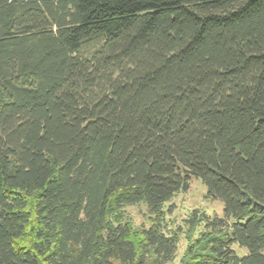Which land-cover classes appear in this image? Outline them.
<instances>
[{
  "label": "trees",
  "instance_id": "16d2710c",
  "mask_svg": "<svg viewBox=\"0 0 264 264\" xmlns=\"http://www.w3.org/2000/svg\"><path fill=\"white\" fill-rule=\"evenodd\" d=\"M194 177L179 264H264V0H0V264H168Z\"/></svg>",
  "mask_w": 264,
  "mask_h": 264
},
{
  "label": "rangeland",
  "instance_id": "374dc122",
  "mask_svg": "<svg viewBox=\"0 0 264 264\" xmlns=\"http://www.w3.org/2000/svg\"><path fill=\"white\" fill-rule=\"evenodd\" d=\"M126 215L134 225L149 226L151 216L145 203L130 205L125 208ZM165 216L163 219V231L166 234L176 232L178 244L175 259L168 264H179L190 242L204 229V223L200 222L193 227L190 218L194 213H206L210 217L225 218L224 204L220 199L211 198L208 188L200 178H191L189 187L179 191L164 205ZM233 248L239 255L247 254V249L239 244Z\"/></svg>",
  "mask_w": 264,
  "mask_h": 264
}]
</instances>
